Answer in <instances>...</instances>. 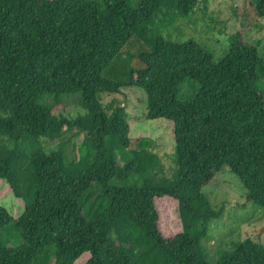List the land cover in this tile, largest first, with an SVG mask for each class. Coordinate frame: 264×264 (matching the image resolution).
Wrapping results in <instances>:
<instances>
[{"label": "trees", "instance_id": "1", "mask_svg": "<svg viewBox=\"0 0 264 264\" xmlns=\"http://www.w3.org/2000/svg\"><path fill=\"white\" fill-rule=\"evenodd\" d=\"M251 1L264 17V0ZM200 2L0 0V182L24 204L17 218L0 204V264H76L87 254L85 264H212L203 241L223 209L203 189L225 168L264 210L258 47L237 32L215 61L196 40L161 33ZM133 38L143 48L133 57L140 65H118ZM115 61L122 76H104ZM184 83L194 94L181 101ZM129 87L146 93L148 120L173 123L171 176L147 139L132 140L125 107L106 109L101 101ZM77 93L86 113L76 118L40 103ZM75 129L85 135L78 159L68 162L63 145L43 149ZM165 198L178 203L183 228L172 236L161 227L158 201ZM218 255L217 264H264V244L248 238Z\"/></svg>", "mask_w": 264, "mask_h": 264}, {"label": "rangeland", "instance_id": "2", "mask_svg": "<svg viewBox=\"0 0 264 264\" xmlns=\"http://www.w3.org/2000/svg\"><path fill=\"white\" fill-rule=\"evenodd\" d=\"M136 0H133L135 6ZM156 27L161 28L157 22ZM237 32L244 35V41L255 45L264 58V17H259L251 0H201L195 14L189 18H180L174 28L162 29V34L168 40L185 42L193 39L211 52L215 61H220L229 51L231 36ZM143 48L140 42L133 38L124 49L118 65L139 66V60L135 57ZM115 63L110 66L105 75L108 78L118 79L122 76L120 66ZM114 70L113 75L110 73ZM264 89V81L260 86ZM194 90L187 83L183 84L179 100L184 101L192 98ZM101 101L106 107L122 106L128 114L131 124L130 137L134 142L139 139H147L151 149L162 159L166 169V176H171L177 168L176 144L173 134V123L166 119L148 120L147 95L137 88H123L118 93H103ZM53 95H46L40 99V103L59 107L57 114L68 118H76L86 112L81 107V94L65 95L59 100ZM85 135L78 134L77 130L65 131L61 138L53 141H45L43 149L50 153L58 150L62 145L67 155L68 162L81 155V146ZM124 155H119V161H124ZM203 193L217 210L223 209V215L213 220L209 230V236L203 241L208 250L209 260L217 264L218 252L221 249H232L233 243L245 239H252L257 243L264 244V210L263 208L248 202L246 191L237 176L228 168L217 174L215 180L203 189ZM91 199V198H90ZM93 200V199H91ZM100 202H94L97 207ZM0 204L4 206L14 217H19L24 211V204L8 190V185L0 182ZM161 212V227L164 233L172 236L181 233L182 223L179 216L178 203L170 198L158 201ZM7 235V232H6ZM8 238H18L14 232L8 233ZM19 240L13 239L9 245L16 246ZM90 256L84 255L76 264H85Z\"/></svg>", "mask_w": 264, "mask_h": 264}]
</instances>
